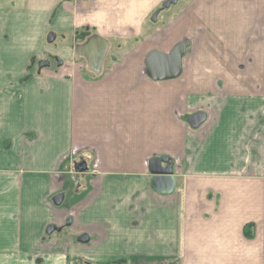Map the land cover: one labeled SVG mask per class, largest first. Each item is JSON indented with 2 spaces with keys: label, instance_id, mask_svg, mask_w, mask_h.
<instances>
[{
  "label": "crops",
  "instance_id": "0c3cea01",
  "mask_svg": "<svg viewBox=\"0 0 264 264\" xmlns=\"http://www.w3.org/2000/svg\"><path fill=\"white\" fill-rule=\"evenodd\" d=\"M165 1L0 0V264H264V0Z\"/></svg>",
  "mask_w": 264,
  "mask_h": 264
},
{
  "label": "water",
  "instance_id": "95a60500",
  "mask_svg": "<svg viewBox=\"0 0 264 264\" xmlns=\"http://www.w3.org/2000/svg\"><path fill=\"white\" fill-rule=\"evenodd\" d=\"M176 0H167L163 6H168L170 3H174ZM51 37H48L50 40ZM93 40L100 44V47L96 50H89L92 45L88 43ZM189 45L188 40L182 39L178 41L168 52L160 50L150 51L144 59V72L150 78L154 80L172 79L177 77L182 71V57L185 55L187 47ZM107 43L99 37H89L83 45L78 46V50L83 52L85 57L93 64H100L105 53ZM92 52V53H91ZM48 61H43L41 66H49ZM205 119L204 113H197L190 117L189 123L192 127L199 126ZM166 156L152 157L148 161V169L150 172L149 184L150 187L160 194H170L175 187V179L172 175V164L162 166L161 161L167 162ZM63 195L57 194L53 198V202L56 205L61 204ZM52 226L49 230H53ZM85 240V239H84Z\"/></svg>",
  "mask_w": 264,
  "mask_h": 264
},
{
  "label": "rangeland",
  "instance_id": "374dc122",
  "mask_svg": "<svg viewBox=\"0 0 264 264\" xmlns=\"http://www.w3.org/2000/svg\"><path fill=\"white\" fill-rule=\"evenodd\" d=\"M177 1H186V0H176V2ZM239 3L241 2V0H237ZM253 1L254 0H245V5L247 6V5H249L248 3L250 2V4H252L253 3ZM175 2V3H176ZM163 4V3H162ZM162 4H160V5H162ZM170 5H168V6H166V7H164V9H166V10H164L165 12V14H163V12H162V15H161V13H160V9H158V10H156V12L155 13H152L151 14V16L149 17V32H150V34L152 33V32H155L156 30H159L160 28H162V25H166L171 19V12H172V9H173V6H170V8H168ZM167 11H169L168 13H166ZM161 156H163V155H159V156H155V157H161ZM164 156H166L167 158H168V160H167V162L165 163V162H163V161H161V164H162V166H166L168 163L169 164H171V160L169 159V157L167 156V155H164ZM150 173V172H149ZM82 262V261H81ZM141 264H142V262H140ZM169 264H181V261H179V260H170L169 262H168ZM167 263V264H168Z\"/></svg>",
  "mask_w": 264,
  "mask_h": 264
},
{
  "label": "trees",
  "instance_id": "16d2710c",
  "mask_svg": "<svg viewBox=\"0 0 264 264\" xmlns=\"http://www.w3.org/2000/svg\"><path fill=\"white\" fill-rule=\"evenodd\" d=\"M86 35V34H85ZM111 264H125V261L124 260H118L116 262H113Z\"/></svg>",
  "mask_w": 264,
  "mask_h": 264
},
{
  "label": "bare ground",
  "instance_id": "6f19581e",
  "mask_svg": "<svg viewBox=\"0 0 264 264\" xmlns=\"http://www.w3.org/2000/svg\"><path fill=\"white\" fill-rule=\"evenodd\" d=\"M92 45V46H94L95 45V41H93V40H91L89 43H88V45ZM100 46H98V48H99Z\"/></svg>",
  "mask_w": 264,
  "mask_h": 264
}]
</instances>
